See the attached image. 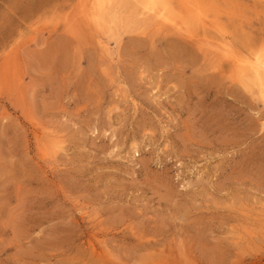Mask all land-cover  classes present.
Segmentation results:
<instances>
[{
    "label": "rangeland",
    "instance_id": "1",
    "mask_svg": "<svg viewBox=\"0 0 264 264\" xmlns=\"http://www.w3.org/2000/svg\"><path fill=\"white\" fill-rule=\"evenodd\" d=\"M112 4L0 0V264H264V0Z\"/></svg>",
    "mask_w": 264,
    "mask_h": 264
},
{
    "label": "bare ground",
    "instance_id": "2",
    "mask_svg": "<svg viewBox=\"0 0 264 264\" xmlns=\"http://www.w3.org/2000/svg\"><path fill=\"white\" fill-rule=\"evenodd\" d=\"M110 1L113 0H93L94 6L92 7V9L95 12L94 14L95 18L102 19L104 17L106 18L108 17L112 20L113 18L116 17V13H118L116 8L117 6L113 4H112L113 6L110 5ZM117 1L119 0H116V2ZM120 1L124 3L128 2L132 7L135 5L138 8L139 6L140 10L136 8L137 15L146 14L148 15L147 18L152 19V21H157L158 23L170 25L175 29L182 31L183 33H187L188 36L195 35L193 33V28L196 25L197 21H199L196 16L198 15V17H200V15L198 13L196 14L195 8L192 9V7L190 8L187 6L188 4L186 3L189 0H179V2L181 1V3L183 4V8L180 6L182 10L179 9L177 11L173 10V8L171 7L170 0H134L133 3L134 5H132L131 0H120ZM181 3L179 4L181 5ZM204 27L205 26H203V28ZM208 39H210L209 36ZM203 41L205 44H208L206 43L207 37H204ZM220 42L222 43V41ZM208 45L211 44L209 43ZM212 45L215 48L218 46L217 44H213V43ZM229 47L228 45L227 46L222 45L221 52L223 53V55H226L230 59V61L234 64L238 80L241 81L245 86H256L258 88V91L264 97V50L262 51L260 50V52L258 50V52L256 53L254 52L252 55L249 56H246L245 53H243L245 56L244 55L241 56L238 55V53L233 52L231 50L232 46L231 49Z\"/></svg>",
    "mask_w": 264,
    "mask_h": 264
}]
</instances>
